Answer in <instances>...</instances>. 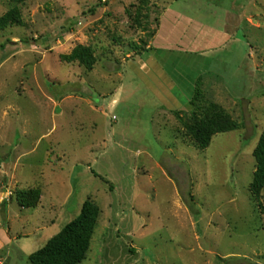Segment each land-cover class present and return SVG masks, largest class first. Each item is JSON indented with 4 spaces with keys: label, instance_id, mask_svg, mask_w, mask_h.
<instances>
[{
    "label": "rangeland",
    "instance_id": "374dc122",
    "mask_svg": "<svg viewBox=\"0 0 264 264\" xmlns=\"http://www.w3.org/2000/svg\"><path fill=\"white\" fill-rule=\"evenodd\" d=\"M14 5L0 0V17ZM19 8L22 22L0 31V264H31L87 199L100 215L81 264H264V190L256 203L249 189L264 133V0H27ZM169 8L238 28L207 64L185 56L186 87L172 91L182 110L139 71ZM79 45L94 52L91 70L62 60ZM199 77L206 100L242 123L206 149L183 126L195 93L187 86ZM212 81L224 93L206 90ZM30 189L40 200L25 209L17 196Z\"/></svg>",
    "mask_w": 264,
    "mask_h": 264
},
{
    "label": "trees",
    "instance_id": "16d2710c",
    "mask_svg": "<svg viewBox=\"0 0 264 264\" xmlns=\"http://www.w3.org/2000/svg\"><path fill=\"white\" fill-rule=\"evenodd\" d=\"M11 1L15 5L0 17V31L22 22L19 4L27 0ZM62 60L67 63L78 62L88 70H91L96 63L92 48L83 45L77 46L69 55H64ZM201 87L202 78L199 77L194 96L190 101L193 109L189 119L183 121V126L194 144L200 149H206L210 146L213 137L236 131L241 128L242 123L233 119L220 104L206 100ZM253 156L257 167L249 189L253 200L259 203L264 190V133L259 138ZM40 194L39 189L21 191L17 200L25 209L34 208L40 200ZM5 205L6 200L0 204V212L3 214L6 213ZM189 207L198 218L199 212L195 209L194 203ZM99 215V206L87 199L75 219L50 238L42 248L28 256L31 264H81L89 251Z\"/></svg>",
    "mask_w": 264,
    "mask_h": 264
},
{
    "label": "crops",
    "instance_id": "0c3cea01",
    "mask_svg": "<svg viewBox=\"0 0 264 264\" xmlns=\"http://www.w3.org/2000/svg\"><path fill=\"white\" fill-rule=\"evenodd\" d=\"M188 15L180 10L170 8L164 12V17L160 20L159 28L150 46V61L141 62L144 69L139 67L141 77H146V75H148L150 79H148V81L145 79L147 82L154 81V83L160 85L161 89L164 87L162 89L164 94L161 95L163 100H165L171 108L180 110L184 108V104L180 102L178 97L173 95L172 91L178 86L183 90L186 87L184 71L188 68L181 66V62L186 59L185 56L194 55L195 57L201 58L202 61L207 64L210 59L206 58L205 55H207L209 51L219 49L226 43L233 41L238 31L237 26H233V22L230 23L229 21V23H227L228 20L227 22H223L222 25L214 27L202 23L196 17ZM163 21L167 24L165 31L163 28ZM146 66L149 69L148 71L145 70L147 69ZM194 73L197 74L196 71ZM193 82L194 80L187 86L192 90L195 89L194 83H196ZM218 83L217 81L205 83L207 84L205 85V89L210 92L215 90L216 92L224 93L222 85ZM207 86L209 87L207 88ZM156 91L158 90L155 88V92ZM187 96L188 102L192 100V93ZM212 101L216 102L214 100Z\"/></svg>",
    "mask_w": 264,
    "mask_h": 264
}]
</instances>
